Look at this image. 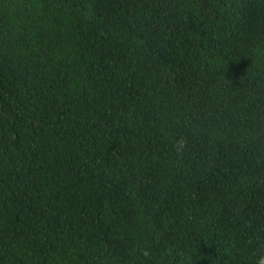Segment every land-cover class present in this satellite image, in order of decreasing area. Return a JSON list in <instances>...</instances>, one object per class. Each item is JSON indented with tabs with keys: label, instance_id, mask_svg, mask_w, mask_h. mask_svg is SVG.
Wrapping results in <instances>:
<instances>
[{
	"label": "trees",
	"instance_id": "trees-1",
	"mask_svg": "<svg viewBox=\"0 0 264 264\" xmlns=\"http://www.w3.org/2000/svg\"><path fill=\"white\" fill-rule=\"evenodd\" d=\"M261 241L264 0H0V264Z\"/></svg>",
	"mask_w": 264,
	"mask_h": 264
},
{
	"label": "clouds",
	"instance_id": "clouds-1",
	"mask_svg": "<svg viewBox=\"0 0 264 264\" xmlns=\"http://www.w3.org/2000/svg\"><path fill=\"white\" fill-rule=\"evenodd\" d=\"M251 264H264V241H261L251 258Z\"/></svg>",
	"mask_w": 264,
	"mask_h": 264
}]
</instances>
